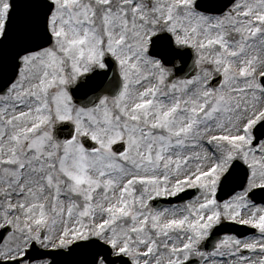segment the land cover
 Listing matches in <instances>:
<instances>
[{
	"label": "snow or ice",
	"instance_id": "snow-or-ice-1",
	"mask_svg": "<svg viewBox=\"0 0 264 264\" xmlns=\"http://www.w3.org/2000/svg\"><path fill=\"white\" fill-rule=\"evenodd\" d=\"M261 129L264 0H0V264H264Z\"/></svg>",
	"mask_w": 264,
	"mask_h": 264
},
{
	"label": "water",
	"instance_id": "water-1",
	"mask_svg": "<svg viewBox=\"0 0 264 264\" xmlns=\"http://www.w3.org/2000/svg\"><path fill=\"white\" fill-rule=\"evenodd\" d=\"M214 2L216 4H218L219 6H221L222 8H224V10H226V6L230 5L231 0H214ZM195 59H196V55H195V51L193 50L190 58H188V60H187L185 72L191 71L194 73L197 70V66L195 64ZM114 75H115V69L113 70V72L109 73V77H112ZM64 123H68V122H64ZM261 130L264 131V129H261ZM88 143L90 145L95 144L94 141H88ZM116 148L118 150L120 149V143H118L116 145ZM244 184H246L244 171L238 172V170L236 169V171L233 172L232 178L230 179V181L227 184L222 183L221 188H220L219 193H218V198L220 200H223V199L229 197L234 191H236L237 189H240V187ZM196 192H197V189L196 190L194 189V190H191L189 192H186V191L182 192L178 195V197L177 196L169 197V198L158 197L152 201V205H153V207H162V206L169 204V203H172V202L185 201L187 198L192 197ZM251 197L255 200H258V201H264V190L254 189V195H251ZM250 231H252L251 228L244 227L241 224L232 223V222L223 223L219 227H217L213 231V235H211V237H209L207 239V241L205 243L206 249L209 250L211 248H214L216 241L225 232H235L239 235H245V234L249 233ZM5 236H6V232H5V230L2 229L0 231V237H5ZM43 251H45L46 253H49V254H52V253L57 254V255H50L49 256V258L56 261L57 264H66V261L69 259L68 257H65L63 255H59V253L62 251L61 249L43 250ZM117 263L120 264V262H117ZM195 263L196 262H194L193 264H195Z\"/></svg>",
	"mask_w": 264,
	"mask_h": 264
},
{
	"label": "rangeland",
	"instance_id": "rangeland-1",
	"mask_svg": "<svg viewBox=\"0 0 264 264\" xmlns=\"http://www.w3.org/2000/svg\"><path fill=\"white\" fill-rule=\"evenodd\" d=\"M201 194V191H200V193L197 195V196H199ZM169 207V206H168ZM248 210H245V212H244V218H247L248 217ZM223 220H227V219H222L221 221H223ZM237 221H240V219H238ZM241 222V221H240ZM253 236H255V235H250V236H247V237H245V238H249V237H253ZM255 237H259V235H257V236H255ZM218 243V242H217ZM216 243V244H217ZM247 255H253L251 252H249V253H246ZM256 256H259L260 255V253L259 252H257L256 254H255ZM200 258V257H199ZM217 259H225L224 257H216ZM201 259V261H202V263L201 264H203V258H200Z\"/></svg>",
	"mask_w": 264,
	"mask_h": 264
}]
</instances>
